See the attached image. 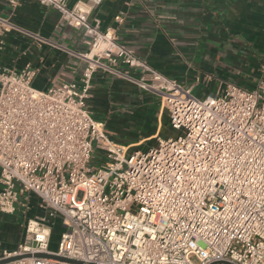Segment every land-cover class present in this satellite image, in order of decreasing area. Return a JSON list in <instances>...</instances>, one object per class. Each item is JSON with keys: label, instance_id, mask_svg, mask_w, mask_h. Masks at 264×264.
I'll return each mask as SVG.
<instances>
[{"label": "built area", "instance_id": "built-area-1", "mask_svg": "<svg viewBox=\"0 0 264 264\" xmlns=\"http://www.w3.org/2000/svg\"><path fill=\"white\" fill-rule=\"evenodd\" d=\"M37 1L90 35V48L74 53L77 79L44 90L29 63L0 64V213L25 216L21 242L0 258L30 254L4 264H264V69L253 88L199 97L89 20L103 0ZM15 29L0 17V48ZM97 69L159 94L176 134L144 150L113 141L87 105ZM32 195L41 215H27Z\"/></svg>", "mask_w": 264, "mask_h": 264}, {"label": "crops", "instance_id": "crops-1", "mask_svg": "<svg viewBox=\"0 0 264 264\" xmlns=\"http://www.w3.org/2000/svg\"><path fill=\"white\" fill-rule=\"evenodd\" d=\"M0 17L18 28L1 37V65L19 70L29 63L35 69L32 86L39 90L80 76L84 64L74 53L88 51L91 36L66 24L56 9L37 0H19L15 7L0 0ZM89 20L199 97L227 83L253 88L264 69V0H103ZM118 68L137 75L123 64ZM87 105L109 137L130 150L155 145L157 137L164 138V123L169 126L159 94L101 69L93 74ZM130 127L143 133L136 137L140 130ZM123 134L127 141H121ZM41 214L32 195L27 215ZM24 219L21 209L0 213V255L21 242ZM55 246L52 233L50 248Z\"/></svg>", "mask_w": 264, "mask_h": 264}, {"label": "rangeland", "instance_id": "rangeland-1", "mask_svg": "<svg viewBox=\"0 0 264 264\" xmlns=\"http://www.w3.org/2000/svg\"><path fill=\"white\" fill-rule=\"evenodd\" d=\"M164 120H165V122H167V120H168V122H169V118H168V110L166 109V111L164 112ZM131 129H133V130H137V129H139L140 130V128L139 127H136L135 129L134 128H132V127H130ZM142 130L144 131V129L142 128ZM105 132L107 133V129H105ZM136 134V137H138L139 135H141L143 132H141V130H140V132H136V131H134ZM108 134V133H107ZM176 134V132L172 129V127L169 125V126H167V125H165V123H164V126H163V129H162V136L164 137V138H167V137H169V136H174ZM119 137H121V141H127L128 140V138L127 137H125V134H123V136H119ZM127 138V139H126ZM154 141L155 140H152L151 141V143H147V144H153L154 143ZM99 163H100V158L98 157V155L97 154H95V159H94V163L93 164H95V165H99ZM82 194H83V192L81 191V190H79L78 192H77V195H76V198L77 199H80L81 197H82ZM56 225V224H55ZM63 230V228L61 227V225H60V222L56 225V226H53V228H52V233L54 234V237H55V239H56V244H57V240H58V236H59V234H60V232Z\"/></svg>", "mask_w": 264, "mask_h": 264}, {"label": "water", "instance_id": "water-1", "mask_svg": "<svg viewBox=\"0 0 264 264\" xmlns=\"http://www.w3.org/2000/svg\"><path fill=\"white\" fill-rule=\"evenodd\" d=\"M25 256H30V254L15 255V256H10V257L0 258V264L8 263L10 261H13L15 259H18V258H21V257H25ZM33 256H36V257H48V258L58 259V260H62V261L72 262V263H80L79 261L74 260V259L65 258V257H62V256L49 254V253L36 252V253L33 254Z\"/></svg>", "mask_w": 264, "mask_h": 264}]
</instances>
